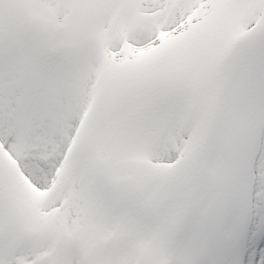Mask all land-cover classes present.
<instances>
[{"label":"snow or ice","instance_id":"obj_1","mask_svg":"<svg viewBox=\"0 0 264 264\" xmlns=\"http://www.w3.org/2000/svg\"><path fill=\"white\" fill-rule=\"evenodd\" d=\"M0 264H264V0H0Z\"/></svg>","mask_w":264,"mask_h":264}]
</instances>
